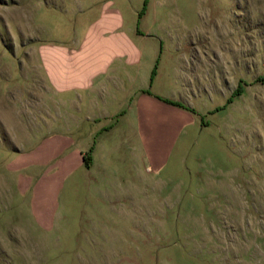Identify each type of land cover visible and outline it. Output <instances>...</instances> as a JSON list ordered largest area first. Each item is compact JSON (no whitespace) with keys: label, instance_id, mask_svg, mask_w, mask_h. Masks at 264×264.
<instances>
[{"label":"rangeland","instance_id":"obj_1","mask_svg":"<svg viewBox=\"0 0 264 264\" xmlns=\"http://www.w3.org/2000/svg\"><path fill=\"white\" fill-rule=\"evenodd\" d=\"M112 1L194 123L160 165L142 157L136 204L63 177L73 149L49 139L82 132H58L78 116L60 81L103 43L111 0H0V264H264V0Z\"/></svg>","mask_w":264,"mask_h":264},{"label":"crops","instance_id":"obj_2","mask_svg":"<svg viewBox=\"0 0 264 264\" xmlns=\"http://www.w3.org/2000/svg\"><path fill=\"white\" fill-rule=\"evenodd\" d=\"M111 3L113 8L101 19L112 21V27L104 31L103 43L92 46L90 59L81 61L79 46L74 48L75 61L69 58L66 62L68 53L64 54L66 66L76 77L67 83L69 86L60 81L62 95L65 89H73L72 105L78 116L66 118L67 131H57L82 132V135L79 138L53 136L49 146L53 147L54 155L65 147L73 149L69 157L72 167L65 170L63 177L86 169L83 155L93 147L91 168L86 170L94 181H100L95 185L104 190L105 196L134 198L136 204L142 189V157L160 165L164 160L162 155L191 127L195 115L158 99L184 103L189 100L191 91L183 89L178 97L158 88L150 79L155 67L151 53L147 64L143 65L136 46L126 37V29H120L125 24L123 10L118 2L111 0ZM121 22L123 25L119 27L117 24ZM61 115L62 122L65 114ZM29 161L44 169L46 154L33 155ZM84 219L88 221L90 217L86 215Z\"/></svg>","mask_w":264,"mask_h":264},{"label":"trees","instance_id":"obj_3","mask_svg":"<svg viewBox=\"0 0 264 264\" xmlns=\"http://www.w3.org/2000/svg\"><path fill=\"white\" fill-rule=\"evenodd\" d=\"M153 76H154V73H153ZM167 102L170 104H173V105L180 106L183 109H186V110H189L192 112V110L190 108L186 107L182 103L174 102V101H170V100H167ZM92 152H93V147L85 155H83V160H84V164H85L86 169L91 168V162H92V155L91 154H92Z\"/></svg>","mask_w":264,"mask_h":264}]
</instances>
